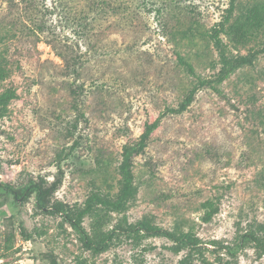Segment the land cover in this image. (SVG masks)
Returning a JSON list of instances; mask_svg holds the SVG:
<instances>
[{
	"label": "rangeland",
	"instance_id": "374dc122",
	"mask_svg": "<svg viewBox=\"0 0 264 264\" xmlns=\"http://www.w3.org/2000/svg\"><path fill=\"white\" fill-rule=\"evenodd\" d=\"M84 1L67 3L77 12L88 9ZM152 1L136 0L133 17L109 13L92 20L90 33L78 37L76 24L62 22L55 10L58 0H33V14L25 1L11 6L0 0V65L7 72L0 92L16 91L0 117V264H180L186 250L172 252L165 236L137 243L121 235L95 254L52 211L60 202L84 206L94 192L115 198L123 146L136 144L159 117L145 151L134 158L135 198L121 212L102 208L87 215L86 230L93 234L98 217L105 231L146 218L172 230L184 220L205 244L232 243L249 223L264 222V26L239 44L220 34L231 60L260 53L218 82L219 52L199 32L222 20L230 0H186L200 31L179 44L163 34L162 18L145 9ZM255 1L239 0L235 15ZM48 8L54 13L48 15ZM45 13L57 34L79 44L78 76L64 75L65 61L48 42L51 33L36 32ZM199 79L211 83L198 89L186 111L168 112ZM71 85L80 86L79 96ZM32 182L45 188L58 182L46 198L48 209L37 206L35 192L17 201L7 190ZM209 199L219 209L204 222L202 203ZM206 257L219 264L212 253ZM238 264H264V254L248 247Z\"/></svg>",
	"mask_w": 264,
	"mask_h": 264
},
{
	"label": "trees",
	"instance_id": "16d2710c",
	"mask_svg": "<svg viewBox=\"0 0 264 264\" xmlns=\"http://www.w3.org/2000/svg\"><path fill=\"white\" fill-rule=\"evenodd\" d=\"M13 5H20L22 1H25L26 11L34 13V9L37 8L33 0H6ZM136 0H85V6L88 9H80L74 11L69 8L67 0H58L55 10H58V14L62 18V22L76 24V30L74 33L79 37H84L90 33L91 21H96L101 16H106L111 13L112 15H127V18L135 15L137 12L134 7L139 5L135 3ZM239 0H230L229 7L226 8L225 14L222 20L217 22L210 30L200 31L199 28H195L194 24L197 22L193 16H188L194 10L191 4H187L186 0H153L152 2H145V9L149 11H155L160 19L162 25V31L169 41L179 44V42L185 38H189L190 35H196L198 31L203 36L206 34L209 40L213 43V47L219 52L220 62L222 64L219 71V75L216 81L220 82L226 79L229 74L245 65L251 64L253 58L260 53L256 51L247 56H238L234 60H231L227 54V44L221 38L220 34L225 33L229 39L236 44L243 43L244 39L250 38L252 33L264 26V0H256L252 5L247 6V10L244 13L235 15L238 9ZM24 9V7L22 8ZM54 8H48L47 14L54 13ZM46 13L42 15V19L36 20L35 28L36 32H42L52 36H48V42L53 45L56 50H59V55L65 61L64 75L78 76V66L80 64V56L75 53L74 50L79 48L78 43H70L67 41L68 36L62 37L55 31V26L49 24V21L44 17H47ZM110 14V15H111ZM44 16V17H43ZM188 20V22L184 20ZM174 20V24H171ZM61 22V23H62ZM184 63V58L180 57ZM188 70L191 73L194 72L192 63L185 62ZM6 69L0 65V78L3 79L6 75ZM209 80L199 79L195 85H193L185 98L179 103L177 108H168L167 111L171 113H183L188 109L195 99V95L201 86L210 84ZM72 86V85H71ZM71 87L72 95H80V90ZM16 97V91L12 88H8L0 92V117L7 111L10 101ZM160 117L154 122L148 123L144 132L140 136V139L136 144L127 143L123 146L122 161L119 166L120 187L119 191L114 198L111 194H103L100 192H94L86 200L84 206L71 207L65 203H58L52 207V211L60 213L63 220L67 221L70 226L79 233L80 238L88 249L95 254H99L107 250L115 239H118L121 235H125L133 239L135 242H140L144 238L150 236H165L173 243L168 246V249L176 254H180L186 250V254L180 259V264H191L195 260H201L207 264L211 262L206 257V252H210L215 255V261L219 264H238L239 252L247 249L248 247L254 248L258 256L264 254V222L255 220L248 224V227L237 234L232 243H226L219 240H210L205 243L194 233L193 226H189L188 230L184 227L186 222L184 220L177 221L172 230L165 229L156 225H153L151 220L146 218L137 223H128L127 221L120 222L114 225L109 230L101 229V218H96V223L93 226V234L89 233L83 225L84 219L87 215H99V209L112 210L121 212L123 211L127 203L134 199L137 193V188L134 185V172L133 164L134 158L143 153L148 145L152 132L159 126ZM73 127L78 129V124H73ZM78 141H75L76 145ZM74 145L72 148H74ZM68 155V154H67ZM68 157V156H67ZM58 182H55L51 188H45L42 183L32 182L20 190H16L12 187H7L17 201H24L28 196L36 193V204L40 209H48L46 198L49 195L51 189L56 187ZM202 208L205 209V213L202 216L204 222H209L213 218L214 214L218 212V207L213 203L211 199L202 203ZM211 245V246H210ZM53 264H58L54 259Z\"/></svg>",
	"mask_w": 264,
	"mask_h": 264
},
{
	"label": "water",
	"instance_id": "95a60500",
	"mask_svg": "<svg viewBox=\"0 0 264 264\" xmlns=\"http://www.w3.org/2000/svg\"><path fill=\"white\" fill-rule=\"evenodd\" d=\"M28 165V164H27ZM34 164L33 163H30V166L32 167Z\"/></svg>",
	"mask_w": 264,
	"mask_h": 264
}]
</instances>
